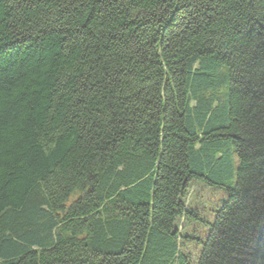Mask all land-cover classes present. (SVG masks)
Instances as JSON below:
<instances>
[{
  "label": "trees",
  "instance_id": "trees-1",
  "mask_svg": "<svg viewBox=\"0 0 264 264\" xmlns=\"http://www.w3.org/2000/svg\"><path fill=\"white\" fill-rule=\"evenodd\" d=\"M0 264H264V0H0Z\"/></svg>",
  "mask_w": 264,
  "mask_h": 264
},
{
  "label": "rangeland",
  "instance_id": "rangeland-1",
  "mask_svg": "<svg viewBox=\"0 0 264 264\" xmlns=\"http://www.w3.org/2000/svg\"><path fill=\"white\" fill-rule=\"evenodd\" d=\"M227 199L228 194L224 190L193 179L190 182L186 203L194 213H190L185 222H180L179 227L184 228L182 234H199V237L207 238L216 213Z\"/></svg>",
  "mask_w": 264,
  "mask_h": 264
}]
</instances>
